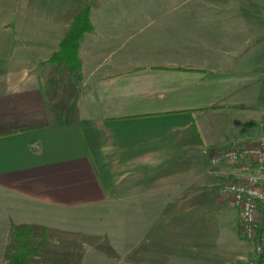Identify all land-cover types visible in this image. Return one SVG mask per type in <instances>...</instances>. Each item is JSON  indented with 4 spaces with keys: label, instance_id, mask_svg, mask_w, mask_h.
I'll return each mask as SVG.
<instances>
[{
    "label": "crops",
    "instance_id": "obj_1",
    "mask_svg": "<svg viewBox=\"0 0 264 264\" xmlns=\"http://www.w3.org/2000/svg\"><path fill=\"white\" fill-rule=\"evenodd\" d=\"M28 1L0 0V232L25 206L97 208L126 180L177 217L188 163L196 183L208 154L264 135V0H227L207 19L223 32L186 41L177 14L174 45L167 17L105 18L104 30L90 19L74 73L49 61L72 21L50 13L40 30V3ZM140 33L165 49L131 51Z\"/></svg>",
    "mask_w": 264,
    "mask_h": 264
},
{
    "label": "rangeland",
    "instance_id": "obj_2",
    "mask_svg": "<svg viewBox=\"0 0 264 264\" xmlns=\"http://www.w3.org/2000/svg\"><path fill=\"white\" fill-rule=\"evenodd\" d=\"M37 1L40 3V30L47 29L43 24L53 13L59 11L67 23L72 21L76 12L90 5V19L102 30L106 26L105 18H133L139 24V19L143 20L145 16L156 20L160 16L167 17L169 45L176 40L175 30L180 31V27L174 24L177 14L183 18L181 27L185 41L191 40V34L205 37L214 31L222 33L223 26H215L216 30H213L207 19L213 11L221 12L222 16V6L227 0H34V4ZM243 1L250 3L254 0ZM23 2L26 5L29 1ZM34 11L37 15L35 8ZM164 11L168 12L166 16H163ZM23 12L24 16L32 15L31 10L23 9ZM156 23L164 24V20ZM143 35L130 42L131 51L143 49L146 42L149 49L153 46L150 50L154 52L165 49L164 43L155 38L145 40ZM216 37L220 40L221 35L218 33ZM126 47H120V51H127ZM207 162L203 164L196 183L191 182V178L199 170L194 165L190 167L191 163L185 167L183 189L185 197L189 198L185 200L189 202L184 200L183 205L177 202L183 209L178 211L177 217L164 216L156 208L160 202L144 199L149 196L143 185L134 186L127 180L97 208L61 210L25 206L22 209L24 218L18 219V226L26 223L23 221H31L36 241L42 230L46 232L42 250L34 256L31 264H245L253 257V243L240 230L238 211L220 192L226 181L240 176L241 173H233L238 164L229 161L212 164L209 159ZM166 187L168 189L171 185L155 186L158 190H166ZM13 204L18 203L13 199ZM151 207L156 210L153 216L150 215ZM145 209H148L147 213ZM14 229L11 226L0 232V264L6 263V254L15 243Z\"/></svg>",
    "mask_w": 264,
    "mask_h": 264
},
{
    "label": "built area",
    "instance_id": "obj_3",
    "mask_svg": "<svg viewBox=\"0 0 264 264\" xmlns=\"http://www.w3.org/2000/svg\"><path fill=\"white\" fill-rule=\"evenodd\" d=\"M210 162L238 164L240 176L226 181L220 188L237 208L241 229L253 243V257L245 264H258L264 254V135L245 146L230 144L210 155Z\"/></svg>",
    "mask_w": 264,
    "mask_h": 264
},
{
    "label": "trees",
    "instance_id": "obj_4",
    "mask_svg": "<svg viewBox=\"0 0 264 264\" xmlns=\"http://www.w3.org/2000/svg\"><path fill=\"white\" fill-rule=\"evenodd\" d=\"M89 10L90 5H85L82 10L76 12L68 31L49 58V61L61 63L72 73L81 68L79 46L83 35L93 33ZM41 234L40 239L36 241L34 230L30 225L16 228L12 233L15 243L6 254L5 264H31L34 256L42 250L46 237L45 230H42ZM257 261L258 264H264V254L259 255Z\"/></svg>",
    "mask_w": 264,
    "mask_h": 264
}]
</instances>
